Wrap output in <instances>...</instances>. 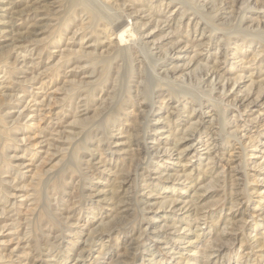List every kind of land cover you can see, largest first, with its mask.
<instances>
[{"label":"rangeland","instance_id":"1","mask_svg":"<svg viewBox=\"0 0 264 264\" xmlns=\"http://www.w3.org/2000/svg\"><path fill=\"white\" fill-rule=\"evenodd\" d=\"M77 1L0 0V264H264V0Z\"/></svg>","mask_w":264,"mask_h":264},{"label":"bare ground","instance_id":"2","mask_svg":"<svg viewBox=\"0 0 264 264\" xmlns=\"http://www.w3.org/2000/svg\"><path fill=\"white\" fill-rule=\"evenodd\" d=\"M90 1V0H89ZM191 1V0H190ZM71 2V1H70ZM79 2V4H82V5H84V6H86V7H89V6H91V5H89V3L86 1V0H78L77 1V3ZM91 2V1H90ZM189 3V2H188ZM98 9V8H97ZM91 12L90 13H92V16H94V17H98L99 16V14L97 13V11H95L94 9H92L91 8V10H90ZM99 12V11H98ZM101 12V11H100ZM99 12V13H100ZM128 23H126L125 22V24H123L122 25V29H121V31L119 32V30L117 31V33L116 34H118V32H119V38H120V41H124V40H126L128 37H130V33L127 31V30H131L132 31V28H130V26L129 25H127ZM93 26H94V24H93ZM106 27V26H105ZM108 27V26H107ZM107 29V28H106ZM135 31V30H134ZM118 36V35H117ZM140 40H142V39H140ZM146 43V42H145ZM122 50V49H121ZM150 50V49H149ZM149 50H147V51H149ZM119 55V54H118ZM117 56V55H116ZM131 57V56H130ZM127 58V57H126ZM98 59V58H97ZM131 59V58H130ZM148 59V58H147ZM107 60V59H106ZM125 61V60H124ZM107 62V61H106ZM132 62V61H131ZM126 68V67H125ZM130 68H131V66H130ZM155 71V70H154ZM131 72V71H130ZM165 79V78H164ZM175 88V87H174ZM173 89V88H172ZM222 89V88H221ZM120 95V94H119ZM192 95V94H191ZM194 95V94H193ZM221 95V94H220ZM152 96V95H151ZM212 98V97H211ZM200 100V99H199ZM218 100V99H217ZM227 116V115H226ZM1 121V120H0ZM224 123V122H223ZM6 127V126H5ZM220 128V127H219ZM196 130V129H195ZM194 132V131H193ZM240 143V142H239ZM1 154V153H0ZM155 154V153H154ZM245 175V174H244Z\"/></svg>","mask_w":264,"mask_h":264}]
</instances>
